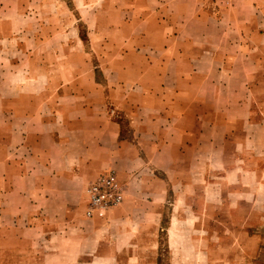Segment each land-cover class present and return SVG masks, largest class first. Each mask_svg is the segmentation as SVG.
I'll return each instance as SVG.
<instances>
[{
	"label": "crops",
	"instance_id": "0c3cea01",
	"mask_svg": "<svg viewBox=\"0 0 264 264\" xmlns=\"http://www.w3.org/2000/svg\"><path fill=\"white\" fill-rule=\"evenodd\" d=\"M80 1L97 10L84 38L58 18L66 1L0 0V89L11 91L0 97V264H180L163 260V246L183 252L182 213L201 215L195 175L217 168L212 139L230 133L201 91L231 88L213 75L238 62L242 73L259 66L264 0L236 1L238 18L201 0ZM26 24L45 36L24 37ZM29 37L51 46L26 50ZM110 170L122 202L87 219V184Z\"/></svg>",
	"mask_w": 264,
	"mask_h": 264
},
{
	"label": "rangeland",
	"instance_id": "374dc122",
	"mask_svg": "<svg viewBox=\"0 0 264 264\" xmlns=\"http://www.w3.org/2000/svg\"><path fill=\"white\" fill-rule=\"evenodd\" d=\"M62 1H66L69 8L72 6V10L68 12L65 9L67 15L61 12L60 14L57 10L58 18L72 17L73 35L77 32L81 38H84L90 31L86 30L88 24H84V21L93 25L97 10L82 9L80 0ZM201 1L210 9L213 7L218 12L226 11L231 17H243L240 14L243 7L235 5L238 0ZM38 2L39 0H33L32 3L37 6ZM32 14L29 18H32ZM36 14L39 18V13ZM40 17L44 18L47 15L42 14ZM220 17H223V14ZM76 23L78 26H75ZM21 29L24 31L19 32L23 33L24 37L32 34L34 29L38 31V35L45 36L38 27L28 24ZM23 46L26 50L34 49L35 46L36 51H46L51 44L48 42L38 45L29 37ZM31 59L38 60L33 57ZM76 60L73 59L74 62ZM0 61L6 64V59ZM26 61L27 59H24L25 65H27ZM258 63L259 66L250 63L246 68L247 71L242 73L240 72L242 64L238 62L235 67L236 72L228 76L213 75L217 82L228 83L231 88L215 90L214 94L212 92L208 94V90L201 91V96L206 97L207 102L209 98L211 99L210 103L214 105V111L231 120L230 133L223 137L222 130L218 129L214 134L212 141L217 152V168L207 171L202 167L198 171L199 175H195L201 183V198L208 197L206 198L208 200L202 199L200 207L196 204L201 212L199 218L194 217L190 210L184 209L181 217L187 229L185 239H182L184 250L181 255H176L163 246L162 256L165 262L178 260L182 261L180 264H264V175H262L264 172V57L258 58ZM15 80L13 73L3 77V81ZM247 83L249 88H246ZM235 86L243 88L238 89ZM10 92L0 89V97L3 93ZM204 109L208 111V108ZM205 132L207 134L201 138L200 145L202 165L212 148L208 143L212 133ZM223 147L230 148V156L226 158L225 164L228 166L227 169L221 166ZM229 167L234 169H228ZM175 171L184 173L186 177H192V170ZM186 190L191 193V190ZM169 218L171 219L172 216L170 215ZM167 220L164 219L162 227L166 226ZM193 227L194 232L191 231Z\"/></svg>",
	"mask_w": 264,
	"mask_h": 264
},
{
	"label": "built area",
	"instance_id": "2783aa9c",
	"mask_svg": "<svg viewBox=\"0 0 264 264\" xmlns=\"http://www.w3.org/2000/svg\"><path fill=\"white\" fill-rule=\"evenodd\" d=\"M87 219H100L106 213L121 204L123 189L116 174L110 170L100 175L86 187Z\"/></svg>",
	"mask_w": 264,
	"mask_h": 264
}]
</instances>
